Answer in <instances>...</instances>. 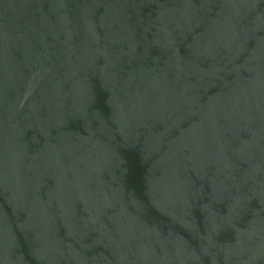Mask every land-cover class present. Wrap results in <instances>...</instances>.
Listing matches in <instances>:
<instances>
[{
    "label": "water",
    "instance_id": "1",
    "mask_svg": "<svg viewBox=\"0 0 264 264\" xmlns=\"http://www.w3.org/2000/svg\"><path fill=\"white\" fill-rule=\"evenodd\" d=\"M0 264H264V0H0Z\"/></svg>",
    "mask_w": 264,
    "mask_h": 264
}]
</instances>
